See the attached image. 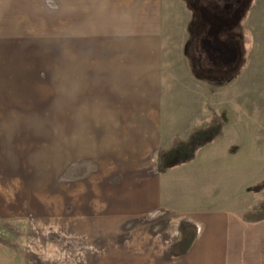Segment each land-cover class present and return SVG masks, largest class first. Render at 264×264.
<instances>
[{"label": "rangeland", "instance_id": "rangeland-1", "mask_svg": "<svg viewBox=\"0 0 264 264\" xmlns=\"http://www.w3.org/2000/svg\"><path fill=\"white\" fill-rule=\"evenodd\" d=\"M154 1L0 0L4 264H180L195 236L188 215L203 210L239 214L251 231L233 255L264 264V0H161L164 79L182 83L166 81L160 98H106L75 85L70 38L130 22L142 32L135 26L156 13ZM200 39L203 48L227 44L223 61L236 53L242 72L205 73ZM190 76L208 84L189 89ZM143 111L159 114L157 128L123 143L129 130L115 123ZM193 141V160L169 168ZM144 175L159 188L155 213L110 214Z\"/></svg>", "mask_w": 264, "mask_h": 264}, {"label": "crops", "instance_id": "crops-1", "mask_svg": "<svg viewBox=\"0 0 264 264\" xmlns=\"http://www.w3.org/2000/svg\"><path fill=\"white\" fill-rule=\"evenodd\" d=\"M160 2L161 0L154 1L155 4L157 3L156 13L148 12V18L142 22L144 24L143 29L139 27L140 24L135 26L140 31L144 30L142 32H135V24L134 22L130 24V22L120 24V28H117L119 34L115 33L117 29L108 24L98 30L89 29L85 33H81L82 31L79 30L76 36H72L73 38L70 39L76 42L75 85L77 87L83 86L84 88H100L104 93L102 95L106 98H137L138 95L139 98H160L162 87L165 86L168 80L164 79L166 69L165 56L163 54V43L165 41L163 36L164 14L158 11ZM110 12L108 13L110 14ZM79 17H81L80 14ZM121 17H123V12ZM77 19L79 21L78 15ZM120 20L124 21V18H120ZM124 29L125 31L123 32ZM225 38L226 36H223L222 40L224 41ZM214 46L216 47L215 44ZM215 47L204 48L203 56L206 57L203 69L205 73L206 71H214V73L220 71L221 73L227 70H235L237 72L236 75H238V71L242 72L244 69V65L241 62L242 59L240 61L241 67H236L238 60L236 53L233 55L231 62H225L222 59L223 48L219 46L220 50L216 52ZM211 60L215 62L214 66ZM169 81L175 83L176 86L182 83L179 76L174 77L172 80L170 78ZM206 84H208L206 80H199L192 76L188 77L186 81L184 80L183 83L189 89L195 88L197 85L199 87L202 85L203 87ZM171 85L174 86L172 83ZM181 92L185 91L178 90L179 95ZM226 92L227 90L223 89L224 95ZM131 113L139 121L117 122L115 123L117 126H114L118 131L119 129H122V132L129 130V134L127 133L123 136V143L126 142V135H141V130L146 132L153 125L154 128H157V118L160 119L159 114L155 118L154 116H148L147 111L138 114ZM108 117L112 118L111 116ZM126 118L123 115L119 119ZM149 118H155L157 121L151 123ZM132 139L134 141L137 140L136 137ZM139 161L140 164H137ZM131 163L133 165H148L147 160L136 158ZM144 176H146L143 179L144 184L137 186L138 189L134 190L135 192L132 187H129L128 193L124 192V194H128L125 205L112 207L110 214L125 213L142 216L149 212L155 213L159 204V188L156 181L148 179L147 175ZM188 221L195 227V236L187 247L186 252L178 258L180 264H234L235 261H237V264H244V259H241L240 262L238 260L239 256L233 255V253H235V248L238 245L240 247L243 246L245 231L248 236L251 231V225H246L239 214L223 210H203L190 213ZM162 256L164 257L165 255ZM0 260V264L5 263L2 258ZM175 262L176 259H171L166 264H175Z\"/></svg>", "mask_w": 264, "mask_h": 264}, {"label": "trees", "instance_id": "trees-1", "mask_svg": "<svg viewBox=\"0 0 264 264\" xmlns=\"http://www.w3.org/2000/svg\"><path fill=\"white\" fill-rule=\"evenodd\" d=\"M207 37H208V35H207ZM212 37V36H211ZM199 40V39H198ZM208 40H212V38H210V36H209V38H208ZM205 39L203 40H201L200 39V42H203L202 44L200 43H198V48H199V50H202L203 52H204V45L206 44L205 42ZM210 43H212V42H210ZM209 43V47L208 48H211L210 46H211V44ZM221 46L220 47H222L223 48V46H228L227 44H220ZM215 48H217V47H215ZM217 51L216 52H218V50H220L219 49V47L216 49ZM222 56H224V54L222 53ZM220 57V56H219ZM223 59V58H222ZM198 141H200V140H198ZM195 143L196 142H192L190 145V148L192 149V147H194V145H195ZM195 148V147H194ZM198 149H199V147L198 148H195L190 154H187V155H185L184 156V159L182 160V161H180V162H178V163H176V164H174V165H171V166H169V168H175V167H179V166H182V165H184V164H188V163H190L192 160H193V158H194V156H195V153H196V151H198ZM259 187H260V189H264V181H262V182H259Z\"/></svg>", "mask_w": 264, "mask_h": 264}]
</instances>
